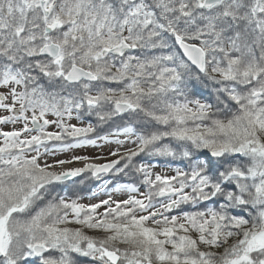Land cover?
<instances>
[{
    "label": "snow or ice",
    "instance_id": "snow-or-ice-1",
    "mask_svg": "<svg viewBox=\"0 0 264 264\" xmlns=\"http://www.w3.org/2000/svg\"><path fill=\"white\" fill-rule=\"evenodd\" d=\"M77 256L264 264V0H0V264Z\"/></svg>",
    "mask_w": 264,
    "mask_h": 264
},
{
    "label": "trees",
    "instance_id": "trees-1",
    "mask_svg": "<svg viewBox=\"0 0 264 264\" xmlns=\"http://www.w3.org/2000/svg\"><path fill=\"white\" fill-rule=\"evenodd\" d=\"M201 90L204 91V98H207L209 100L214 99L213 96H211L212 89H203L201 86ZM127 118L125 117L124 121L121 123H127ZM114 130L113 126L105 125L103 128V133H107L109 131ZM135 161L137 164L146 161H153V164L159 165V166H164L167 168H174L176 166H179V161H176L173 163L171 166L163 159V158H153L146 156L144 154H141L140 156L135 158ZM122 166V165H121ZM102 180H108L107 185L111 186L112 184L121 182V183H136L139 185V179L136 176H133L132 174H113V173H108V174H103L99 179L92 177L89 173L82 174L81 177L75 178V184L71 185V182H69L70 186L79 192L80 196H83L84 194L90 193L91 190ZM90 235H101L100 233H95V232H89ZM76 260L78 264H94V262L91 260V258L88 257H82V256H77Z\"/></svg>",
    "mask_w": 264,
    "mask_h": 264
},
{
    "label": "rangeland",
    "instance_id": "rangeland-1",
    "mask_svg": "<svg viewBox=\"0 0 264 264\" xmlns=\"http://www.w3.org/2000/svg\"><path fill=\"white\" fill-rule=\"evenodd\" d=\"M73 123H75V122H73ZM121 138H123V137H121ZM110 147H115V145H111ZM108 151H109V147H104V148H91V147H89V148H85V149H76V150H74V154H76V155H88V156H96V155H104V156H107V152ZM59 158L63 159V158H66V157L64 155H61ZM52 159H54V158H49V162H51ZM107 159H113V157H107ZM103 162H105V161H103ZM146 163H152L153 164V161L152 162L146 161ZM82 166H83V162L76 163V164H72V165H68V167H82ZM172 169L173 168H167V167H164V166H156L154 168V171H156V172H165V173L171 175V174H174V172L172 171ZM107 181L108 180H102V181H100L95 186L96 188L94 187L92 190H97L98 187H103L104 185H106ZM118 184H124V183L118 182V183L112 184L111 185V188H113L115 185H118ZM111 188H109V189H111ZM101 189L102 188H100V190ZM141 191H144V188L143 187H141ZM114 198H117V199H119V198H126V194H114ZM84 199H86V198H84ZM84 199L81 200L80 202L81 203H84V204H89V202L87 200H84Z\"/></svg>",
    "mask_w": 264,
    "mask_h": 264
},
{
    "label": "bare ground",
    "instance_id": "bare-ground-1",
    "mask_svg": "<svg viewBox=\"0 0 264 264\" xmlns=\"http://www.w3.org/2000/svg\"><path fill=\"white\" fill-rule=\"evenodd\" d=\"M91 162H94V163H103V161H91ZM156 166H159V165H156ZM63 167L67 168L68 165H65V166H63ZM57 170H60V169H57ZM106 185H107V183H106ZM104 186H105V185H104ZM104 186H103V187H104ZM107 187H108V185H107ZM95 188H96V187H95ZM100 188H102V187H98L97 190H92V191H100Z\"/></svg>",
    "mask_w": 264,
    "mask_h": 264
},
{
    "label": "flooded vegetation",
    "instance_id": "flooded-vegetation-1",
    "mask_svg": "<svg viewBox=\"0 0 264 264\" xmlns=\"http://www.w3.org/2000/svg\"><path fill=\"white\" fill-rule=\"evenodd\" d=\"M49 118H51V119L53 118V119H54V117H49ZM73 122H75V123H76V121H73ZM10 127H11L10 125H9V126H7V128H10Z\"/></svg>",
    "mask_w": 264,
    "mask_h": 264
},
{
    "label": "built area",
    "instance_id": "built-area-1",
    "mask_svg": "<svg viewBox=\"0 0 264 264\" xmlns=\"http://www.w3.org/2000/svg\"><path fill=\"white\" fill-rule=\"evenodd\" d=\"M84 200H87V201L89 202L91 199H89V198H86V199H84Z\"/></svg>",
    "mask_w": 264,
    "mask_h": 264
},
{
    "label": "water",
    "instance_id": "water-1",
    "mask_svg": "<svg viewBox=\"0 0 264 264\" xmlns=\"http://www.w3.org/2000/svg\"><path fill=\"white\" fill-rule=\"evenodd\" d=\"M103 175V174H102Z\"/></svg>",
    "mask_w": 264,
    "mask_h": 264
}]
</instances>
